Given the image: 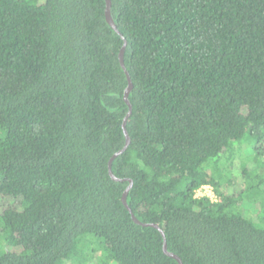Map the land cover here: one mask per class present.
<instances>
[{
    "label": "trees",
    "instance_id": "16d2710c",
    "mask_svg": "<svg viewBox=\"0 0 264 264\" xmlns=\"http://www.w3.org/2000/svg\"><path fill=\"white\" fill-rule=\"evenodd\" d=\"M106 6L0 0V264H179L109 174L124 38L112 170L134 215L183 264H264V212L241 209L260 169L208 170L246 134L264 158V0H112L120 33Z\"/></svg>",
    "mask_w": 264,
    "mask_h": 264
},
{
    "label": "rangeland",
    "instance_id": "374dc122",
    "mask_svg": "<svg viewBox=\"0 0 264 264\" xmlns=\"http://www.w3.org/2000/svg\"><path fill=\"white\" fill-rule=\"evenodd\" d=\"M4 137L3 131H0V138ZM235 151H234V149ZM233 147L231 150L227 152V154L223 155L217 163V169L213 164H210L208 166V170L211 172H222V170L225 173L226 177H230V172L235 173L234 170L237 168L242 169L243 167L251 168H259V172L262 173V176L260 178L261 185H260V193L259 198L257 197L255 200H249L250 196H246L245 200L242 202L241 209L242 213L247 217L248 220L251 222L261 226V223L259 222V217L262 216L261 213L264 212V158H255L254 157V144L252 140H250V137L248 134H246L241 141L235 142L233 144ZM233 152V156L230 155V153ZM254 164L256 166L254 167ZM264 225V224H263ZM73 264H78L77 261ZM94 264V262L92 263Z\"/></svg>",
    "mask_w": 264,
    "mask_h": 264
},
{
    "label": "water",
    "instance_id": "95a60500",
    "mask_svg": "<svg viewBox=\"0 0 264 264\" xmlns=\"http://www.w3.org/2000/svg\"><path fill=\"white\" fill-rule=\"evenodd\" d=\"M106 3H107V6H106V20L108 22V24L115 30L117 31L118 33H120L113 17H112V13H111V9H112V0H106ZM126 46H127V41L126 39L124 38V44L122 46V49L120 51V55H119V59H120V64L122 66V68L124 69L126 75H127V79H128V86L125 90V93H124V99H125V102L127 103L128 107H129V111H128V114L127 116L125 117L124 119V122H123V129H124V135H125V138H126V144L125 146L120 150L118 151L116 154L113 155V157L110 159L109 161V174L111 176V178L115 181H129V186L127 187V189L125 190L124 194H123V197H122V201H123V204L125 205V207L128 209V211L130 212L131 216H132V219L135 223H137L138 225H141L143 227H154L156 229H158L163 237H164V246H163V251L164 253H166L167 255L173 257L174 259H176L178 261L179 264H183V261L181 260V258L174 254V253H171L168 251V246H167V242H166V238H165V233L164 231L160 228V226L158 224H154V223H144L142 221H140L133 213L132 209L130 208L129 204H128V201H127V198H128V194L130 192V190L132 189L133 187V181L131 179H121V178H118L113 170H112V163L114 161V159L116 157H118L119 155H121L122 153H124L126 151V149L129 147L130 143H131V138H130V135L128 133V130H127V121L130 117V115L132 114V104L130 102V94L133 90V82H132V79H131V76L126 68V65H125V60H124V56H125V50H126Z\"/></svg>",
    "mask_w": 264,
    "mask_h": 264
},
{
    "label": "built area",
    "instance_id": "2783aa9c",
    "mask_svg": "<svg viewBox=\"0 0 264 264\" xmlns=\"http://www.w3.org/2000/svg\"><path fill=\"white\" fill-rule=\"evenodd\" d=\"M196 198H208L211 201L216 200L214 188L210 185H204L195 192Z\"/></svg>",
    "mask_w": 264,
    "mask_h": 264
}]
</instances>
